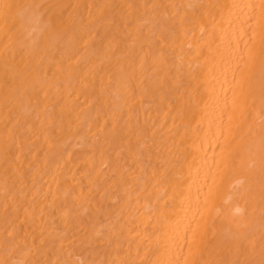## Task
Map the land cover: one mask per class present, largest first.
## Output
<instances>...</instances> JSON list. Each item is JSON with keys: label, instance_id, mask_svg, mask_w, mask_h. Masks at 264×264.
Instances as JSON below:
<instances>
[{"label": "bare ground", "instance_id": "1", "mask_svg": "<svg viewBox=\"0 0 264 264\" xmlns=\"http://www.w3.org/2000/svg\"><path fill=\"white\" fill-rule=\"evenodd\" d=\"M0 264H264V0H0Z\"/></svg>", "mask_w": 264, "mask_h": 264}]
</instances>
